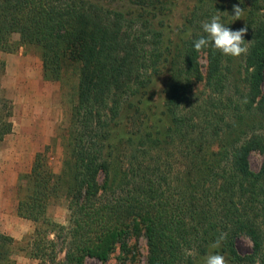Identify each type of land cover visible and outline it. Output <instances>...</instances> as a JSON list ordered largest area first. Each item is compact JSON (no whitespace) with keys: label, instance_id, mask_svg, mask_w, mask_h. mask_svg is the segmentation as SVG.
<instances>
[{"label":"trees","instance_id":"trees-1","mask_svg":"<svg viewBox=\"0 0 264 264\" xmlns=\"http://www.w3.org/2000/svg\"><path fill=\"white\" fill-rule=\"evenodd\" d=\"M172 1L0 0V77L2 53L33 46L45 80L77 79L61 169L53 171L47 147L19 177L16 212L34 230L25 246L0 233V264H13L16 248L38 264L106 262L141 235L146 264H205L215 252L230 264H264V0H195L175 40L163 17ZM214 15L247 28V53L195 50ZM12 110L0 94V141L13 129ZM253 152L263 156L258 171ZM61 197L65 225L48 215ZM242 236L252 243L247 254L236 247Z\"/></svg>","mask_w":264,"mask_h":264},{"label":"rangeland","instance_id":"rangeland-1","mask_svg":"<svg viewBox=\"0 0 264 264\" xmlns=\"http://www.w3.org/2000/svg\"><path fill=\"white\" fill-rule=\"evenodd\" d=\"M194 3L195 0H173L165 5L163 17L172 40L190 15ZM230 4L233 7L236 1ZM18 38V35L13 36L15 41ZM1 58L5 61V72L0 77V94L11 101L13 129L0 141V233L11 236L18 246H25L34 224L16 212L19 177L30 171L35 155L47 147L50 165L59 173L70 110L76 101L77 79L45 80L39 50L33 46L2 53ZM200 63L205 74V53L201 54ZM165 83L164 77L154 87L153 110L163 109ZM262 161L263 156L253 152L250 155L251 169L258 171ZM48 215L60 224H67L68 209L63 197L52 201ZM236 247L241 254H247L252 243L242 236L236 240ZM147 253L146 240L141 235L116 245L106 262L87 258L85 264H146ZM12 260L13 264H38L18 248L12 254Z\"/></svg>","mask_w":264,"mask_h":264},{"label":"clouds","instance_id":"clouds-1","mask_svg":"<svg viewBox=\"0 0 264 264\" xmlns=\"http://www.w3.org/2000/svg\"><path fill=\"white\" fill-rule=\"evenodd\" d=\"M234 17L238 19L241 16L242 8L239 5L233 6ZM203 31L207 36H201L194 42V48L196 51H200L211 44L216 49L220 50L227 56H240L248 51V46L245 44L244 36L247 32L246 27H242L239 30H232L226 27L221 21L219 15L211 17L209 22L202 24ZM247 102L246 99L244 101ZM226 239V234L221 233L215 241L212 242L211 247L218 249L222 246V242ZM191 255L192 253H187ZM205 264H230V261L226 258L225 254L215 252L209 254L205 259Z\"/></svg>","mask_w":264,"mask_h":264}]
</instances>
